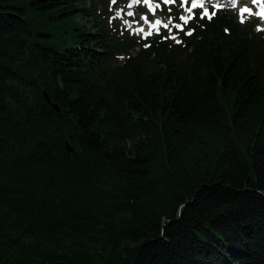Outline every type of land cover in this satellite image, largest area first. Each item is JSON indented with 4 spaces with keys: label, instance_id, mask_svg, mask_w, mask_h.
Masks as SVG:
<instances>
[{
    "label": "trees",
    "instance_id": "trees-1",
    "mask_svg": "<svg viewBox=\"0 0 264 264\" xmlns=\"http://www.w3.org/2000/svg\"><path fill=\"white\" fill-rule=\"evenodd\" d=\"M107 7L0 0V264H264V32Z\"/></svg>",
    "mask_w": 264,
    "mask_h": 264
},
{
    "label": "rangeland",
    "instance_id": "rangeland-1",
    "mask_svg": "<svg viewBox=\"0 0 264 264\" xmlns=\"http://www.w3.org/2000/svg\"><path fill=\"white\" fill-rule=\"evenodd\" d=\"M108 7H107V14L108 15V26L112 32L118 30H128L130 33H134L136 35H140L144 32L151 34L158 33L157 29L154 26L157 24V21H162L163 23H167L168 27H161L159 28L160 31L162 29H166L171 36H175L177 40L176 31L179 28L176 27L177 24L181 25L184 22L181 17L188 18L190 20V16L192 14L187 12L188 6H184L178 0H173L172 5H165L160 0H154V6H147L145 4V0H106ZM247 6V5H246ZM105 4L100 5L99 9H104ZM106 9V8H105ZM131 11L134 12L133 15H129L128 13ZM173 12H178V19L175 18V14ZM194 12V10H193ZM232 15L237 18L238 22H241L240 15L235 12L231 11ZM204 15L203 12H201ZM144 17V18H142ZM244 22H241L243 25L251 24L254 25V30L256 31H264V24L260 22L255 16H244ZM182 21V22H181ZM38 26H36V33L41 36L40 33H48L54 32L53 23L54 21L48 20L47 22L36 21ZM182 26V25H181ZM143 29V31H141ZM152 29V30H151ZM139 33V34H138ZM71 33H64L61 35L63 41H70L72 38L69 36ZM43 40H50L53 39V36L45 37L41 36ZM124 58V57H123Z\"/></svg>",
    "mask_w": 264,
    "mask_h": 264
},
{
    "label": "snow or ice",
    "instance_id": "snow-or-ice-1",
    "mask_svg": "<svg viewBox=\"0 0 264 264\" xmlns=\"http://www.w3.org/2000/svg\"><path fill=\"white\" fill-rule=\"evenodd\" d=\"M113 2H115V0H113ZM137 2H139V0H137ZM145 2H147V0H145ZM169 2H172V0H164V3H166V4L169 3ZM184 2L187 3L188 0H184ZM253 2L255 3L256 0H253ZM191 7H192V8L199 7V8H201V9H203V8H204V5H203L202 2L199 3V4H197V3H192V6H191ZM243 10H244V11H250V9H248V8H244ZM188 11H191V8H189ZM129 15H131V13H129ZM204 15H205V16H208V18H211V16H209V13H208L207 9H204ZM213 15H214V13H213ZM262 15H264V13H262ZM142 18H144V17H142ZM181 19L184 20V23H185V24L188 23V18L181 17ZM241 22H243V21H241ZM156 23H157V24H160L161 22H160V21H157ZM163 26H164L165 28H167V27H168V24L165 23ZM176 27L179 28L181 31H183V27H182L181 25L177 24ZM141 31H143V29H141ZM186 34H187V35H191L192 33H191V31H189V32H187ZM148 35H151V33H148ZM171 38H172L173 40H176V37H175V36H172ZM176 42L179 43L178 40H177Z\"/></svg>",
    "mask_w": 264,
    "mask_h": 264
},
{
    "label": "water",
    "instance_id": "water-1",
    "mask_svg": "<svg viewBox=\"0 0 264 264\" xmlns=\"http://www.w3.org/2000/svg\"><path fill=\"white\" fill-rule=\"evenodd\" d=\"M44 95H45L47 101L50 103V105H51L52 107H54L56 110H60L59 105H57V104H55L54 102H52L50 96L47 94L46 91L44 92ZM68 148H69V150L73 151V149H72L70 146H68Z\"/></svg>",
    "mask_w": 264,
    "mask_h": 264
},
{
    "label": "bare ground",
    "instance_id": "bare-ground-1",
    "mask_svg": "<svg viewBox=\"0 0 264 264\" xmlns=\"http://www.w3.org/2000/svg\"><path fill=\"white\" fill-rule=\"evenodd\" d=\"M256 2H264V0H256Z\"/></svg>",
    "mask_w": 264,
    "mask_h": 264
}]
</instances>
